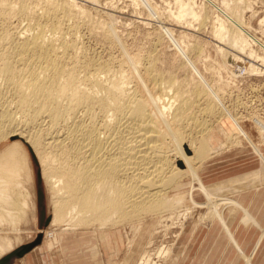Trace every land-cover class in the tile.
Returning a JSON list of instances; mask_svg holds the SVG:
<instances>
[{"label":"bare ground","instance_id":"1","mask_svg":"<svg viewBox=\"0 0 264 264\" xmlns=\"http://www.w3.org/2000/svg\"><path fill=\"white\" fill-rule=\"evenodd\" d=\"M17 1L0 0V144L8 138L19 137L32 146L40 161L42 176L55 190L50 227L64 222L66 226H61V232H65L76 229V222L87 220H100L105 226L117 217L157 212L181 202L182 196L172 200L168 189L181 184L184 177L198 174L199 163L215 152L212 140L216 132L223 133L221 137L226 143L237 140L225 119L238 127L239 140L243 138L254 143L253 132L264 137V123L259 114L254 112L257 115L241 121L239 114H234L223 104L225 101L219 92L184 47L180 48L182 55L201 80L193 84L194 87L188 85L193 87L189 89L191 95L185 94L187 89L184 92L176 87V76L175 80L171 77L165 81L160 69L156 72L151 65L143 80H150L152 86L145 89L149 95L143 93V97L136 87H130L131 80L135 79L131 77L129 82L130 76L124 73V67L120 70L123 64L119 63V68L113 69L106 60L102 63L95 58V62L75 55L81 52L80 44L68 37L75 31L68 35L69 31H65V25L71 23L73 8L78 10L74 0ZM202 1L218 11L215 34L219 40H228V46H233L241 54L246 53L253 59L248 62L247 69L260 72L257 61L264 64V39L252 32L238 10L225 0L220 5L215 0ZM193 2L176 0V18L199 17L200 9H196ZM14 15L23 22L17 31L9 30L8 27L12 26L7 27L3 22ZM11 29H15L14 26ZM168 31L172 36L173 30ZM255 43L260 47L255 48ZM220 50L228 54L223 46ZM82 51L86 52L84 48ZM84 53L82 57L86 56ZM239 53H233L235 60L243 58ZM139 59L142 58L134 60L137 66L143 61ZM153 61L150 63L154 64ZM136 64L132 65L135 70ZM222 65V69H226L228 61ZM137 72V79H141ZM141 73H146V69ZM209 116H217L213 125L212 121L208 122ZM256 121L262 123V132ZM186 126L197 128L200 135L196 137L190 130L187 132ZM40 144H48L52 150H40ZM30 176L29 156L23 145L19 140L5 144L0 150V226L11 224L18 231L25 211L31 209L32 193L26 186L30 183ZM35 206L36 203L34 210ZM40 231L35 239L40 238V241L34 246L42 238L54 239L58 235L55 231L49 238L48 229ZM6 235L0 236V256L14 247L15 239ZM20 249L14 253H19Z\"/></svg>","mask_w":264,"mask_h":264},{"label":"rangeland","instance_id":"2","mask_svg":"<svg viewBox=\"0 0 264 264\" xmlns=\"http://www.w3.org/2000/svg\"><path fill=\"white\" fill-rule=\"evenodd\" d=\"M13 1L16 3L17 0H12V2ZM215 1L216 3L219 2L217 4L220 5L224 0ZM73 2H75L74 6L78 9L75 10V7L73 8L74 13L71 19H75L73 21L71 20V23L65 25V31H69L67 35L74 31L76 36L79 34L78 38L80 41L77 40L78 38L74 33L68 35V37L78 41L77 45L80 44L78 47L81 49V54H77L75 50L73 54L76 53V56H81L80 58L84 60L95 61V58H97V62L102 63L106 60L107 64L109 63L110 67L113 69H118L119 63L123 64L120 70L124 67V73L127 72L128 74H125L130 76V78L128 77L129 82L132 78L135 79L131 80L130 87H132V89L136 87V90L139 92L138 94L141 93L140 96L145 97L148 94V91H145V89L149 90V86H152V82L145 79L148 83L147 85L143 79L147 77L145 74H147L148 66L150 67L151 65L156 72L160 69L159 73L163 75L161 78L167 79H165V81H168L171 77L174 79L176 76L177 80L174 79L177 82L176 87H180L179 89L181 91L187 89L186 92L184 90L185 94L190 92L189 89H193V84L196 85V83H200L199 81L201 80L199 75L192 69L190 66L191 64L188 63L184 55H182L183 53H181L182 51L180 48L184 47L188 56L190 58L192 57V60L196 62L200 71L206 76L214 89L219 92L220 96L223 98V102L225 101L223 104L225 106L227 105L229 107L228 109L234 114H239L240 117H243L240 112H242L241 108L245 107L246 104L244 102L240 104L237 103L234 97V91L238 90L239 86L235 84V72L232 66L235 60L233 53L239 52L237 49L235 51L233 46H228V40L227 42L225 40H219V37L216 36L215 15H217L216 13H218V11H216L214 7L204 4L202 0H194L195 3L193 2V5H196V9H200V16L193 18L194 16L187 15L189 17L186 16L187 18L185 20L184 18L181 20L174 15L178 10V3H176V0H74ZM225 2H227L230 7L237 9L246 26L252 30V32L256 33V35L264 39V0H225ZM82 9L83 13H81ZM75 12L77 15L79 14V16H77ZM83 14H85V16ZM86 16L89 17L86 18ZM12 17H15V19L13 20ZM12 17V20L9 18L10 21L9 19L3 21L4 25L7 27L11 25L12 27H8L11 31L21 29L23 26L21 18L17 15ZM13 26L15 29H11ZM68 26L69 28H67ZM167 29L173 30L172 36L168 33L169 31ZM71 35L73 36L71 37ZM171 37L175 38L173 39ZM175 41L179 43L177 44ZM220 45L223 46L225 50L227 49V58L226 54L220 50ZM178 46L180 47L178 48ZM82 48L86 51L85 53L82 51ZM83 53L87 57L84 55L82 57ZM239 55L245 58L246 53H239ZM132 57L135 59L142 58L139 60H143V65L140 61L137 66L135 63L136 60L134 59L135 62L131 60L133 59ZM153 60L156 61L154 62ZM225 60L228 61V67L222 69V64ZM125 61L129 62L125 64ZM150 61H153L154 64H151ZM133 63L137 66L136 70L132 66L134 65ZM155 64L156 67H154ZM112 65L114 67H112ZM126 65H129L128 68H126ZM144 67L146 73H141L145 71ZM126 69L128 71H126ZM135 71L140 72L139 74L137 72V74H141V76H139L141 77V79L139 78L141 81L137 79L138 76ZM164 71L166 75L172 74V76H165ZM129 72H131V74ZM161 72H163V74ZM141 82H143V84L145 83L143 86L144 88ZM182 82L184 83L182 84ZM140 85L142 88L139 87ZM188 85L193 87H189ZM143 93H145V96ZM242 93L244 98V89H242ZM189 95H191V93H189ZM262 97L263 95L257 97L255 105H251V107L252 111L264 116V99ZM203 99L204 98H202V100ZM238 110H240V112ZM209 117L210 121L208 122L211 123L212 121L211 125H213L217 116H215V118L214 116ZM243 120L247 121V119L242 118L241 121ZM225 121L228 120L225 119ZM256 122H258L259 131L262 132L261 122ZM262 122L264 123L263 120ZM45 125L44 122L43 126ZM230 125L233 127L231 122ZM185 129L187 132L190 130L192 132L191 134L196 137L200 135L197 128L192 129V126H189V128L186 126ZM192 130L196 131L193 132ZM234 132H236V130H234ZM14 140H19L29 156L31 181L29 180L30 183L27 182L28 185L26 182L25 184L32 193V199H30L31 209L25 211L24 218L18 224L20 230H14L13 225L7 223L0 226V236H5L7 234L6 236L15 239V242H13L14 247L3 254L0 260L13 253L19 246L21 247L25 243L27 244L28 242L34 241L41 233L40 230L48 229L47 236L49 235L48 237L52 238L55 231L59 234L61 232V226H66L64 222L55 224L52 227L49 225L50 219L54 215L52 197L55 190L48 184L49 182L46 178L42 176V167L32 146L25 142L24 139L15 137L4 140L0 144V150L5 144H11ZM233 142L230 141L227 143L221 154H211V156L209 155L201 161L199 163L200 167H198L197 175L194 177H184L180 180L181 184L168 189V194L172 197V200L176 198V196H182L181 202L179 201L180 204L179 202H174L175 204L172 203L173 205L171 204L168 206V209L164 208V210L162 209L157 212L147 211L134 217H117L116 220L107 223L105 226H102V221L100 220L99 222H94L89 219L91 221H82L83 223L78 221L81 222V224L76 222V229H69V234H65L67 236H65L62 241L63 255L71 252L77 255V257H75L76 260H72L71 264H87L88 261L97 262V259L94 257L97 252L98 254H96V256L99 257L103 254L105 257L104 261L107 260L109 264H111L112 261L115 263L117 262L116 264H252L251 257H235L234 253L227 249V242H224L225 232H220L217 224H214V219L217 220L218 218H220L224 225L226 224L224 223L225 220L222 213L232 200L227 198L224 200L225 202L220 204L217 203L216 213L214 211V202L217 201L218 197H216L217 195H215L211 187L206 185L218 180L221 178V174L223 176L227 174L230 169L234 168L237 164L234 162L235 160H233L236 147L240 149L247 143L253 151L252 153L260 156L259 153L257 154L255 152L248 141L241 143L239 139H235ZM256 145L260 147L259 144L256 143ZM40 146V150H44L45 152L52 150V147L48 144H45V146L40 144ZM45 148H47V150ZM241 153L242 152H240V154ZM217 186L219 188V186H223V184L220 183ZM35 203L36 206L34 210L33 205ZM169 207H172L170 208L171 210ZM93 220L97 221L98 219ZM91 222H93V224ZM79 224L81 225L80 227H78ZM93 233H95V235H93ZM230 235L232 236L231 233ZM16 238H19V241H17ZM56 248H61V243L56 245ZM99 252H101V254H99ZM86 256H88V258ZM148 258L150 259L146 262ZM55 260H57L58 264H63L65 259L62 258L61 254H57Z\"/></svg>","mask_w":264,"mask_h":264},{"label":"crops","instance_id":"3","mask_svg":"<svg viewBox=\"0 0 264 264\" xmlns=\"http://www.w3.org/2000/svg\"><path fill=\"white\" fill-rule=\"evenodd\" d=\"M224 122L229 123L227 125L232 131L237 130V126H234L232 123L233 127L230 125V120ZM232 133L238 139V133ZM216 134L220 136L219 140ZM216 134L212 140L213 146L215 147L214 155L221 154L227 144L225 138L221 137L223 133L216 132ZM252 138L254 143L247 141L260 156L252 153L253 151L247 143L240 149L236 147L234 150L236 153L233 156L234 162L237 163L234 166L235 169H230L227 174L223 176L221 174V178L206 185L210 186L215 195H217L216 197H218L217 201L214 202V210L216 213L217 203H223L227 198L232 200L222 213L225 220L224 223L226 224L224 225L220 218L217 220L214 219V224H217L218 230L220 232L224 231L226 234L224 242H227V249L232 251L235 257H251L252 264H264V137H260L256 132H253ZM239 141L241 143L247 142L243 138ZM240 152L242 153L240 154ZM220 183L223 186H219L218 188L217 185ZM65 234L68 235L69 231L60 232L54 239L42 238V241L31 250L24 254L13 252L6 261L0 262V264H58L57 260H55L57 254H61L62 258L65 259L63 264H69V262L71 264L72 260H76L75 257L77 255H74V252L63 255L62 241L67 236ZM60 243L61 248H56V245ZM21 247L19 246L17 249ZM96 254L94 257L97 259V262L88 261L87 264H109L107 260L104 261L105 257L101 252H99L101 254L99 257ZM86 257L88 258V256ZM116 263L112 261L111 264Z\"/></svg>","mask_w":264,"mask_h":264},{"label":"built area","instance_id":"4","mask_svg":"<svg viewBox=\"0 0 264 264\" xmlns=\"http://www.w3.org/2000/svg\"><path fill=\"white\" fill-rule=\"evenodd\" d=\"M255 48L260 47L256 43L254 44ZM249 61H253L252 58L245 55V58L242 59H236L234 60V63L232 64L235 72L236 81L235 84L239 86L238 90H235V99L237 103L244 102L246 104L245 107L241 108V111L238 110L243 117V119H249L254 114L255 111H252L251 105H255L257 97H261L263 95L264 99V64H262L261 60L257 61L259 63V67L261 68L260 72L254 71L250 72L247 68V64ZM242 89L245 91V96L243 98L242 96ZM253 113V114H252ZM263 121L264 116L258 115ZM262 124V123H261ZM264 125V124H263Z\"/></svg>","mask_w":264,"mask_h":264},{"label":"water","instance_id":"5","mask_svg":"<svg viewBox=\"0 0 264 264\" xmlns=\"http://www.w3.org/2000/svg\"><path fill=\"white\" fill-rule=\"evenodd\" d=\"M40 241V238H38L37 240L33 241L32 243H29L27 245H25L23 248H21L18 252L20 254L24 253L25 251H27L28 249H30L31 247H33L36 243H38Z\"/></svg>","mask_w":264,"mask_h":264}]
</instances>
